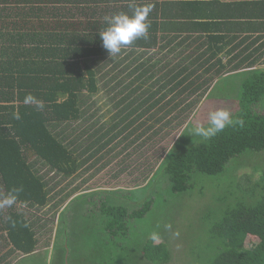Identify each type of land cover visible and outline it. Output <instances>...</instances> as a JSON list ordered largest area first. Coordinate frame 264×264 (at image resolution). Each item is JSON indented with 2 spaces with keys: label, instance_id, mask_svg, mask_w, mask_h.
Returning <instances> with one entry per match:
<instances>
[{
  "label": "trees",
  "instance_id": "trees-1",
  "mask_svg": "<svg viewBox=\"0 0 264 264\" xmlns=\"http://www.w3.org/2000/svg\"><path fill=\"white\" fill-rule=\"evenodd\" d=\"M146 4L152 5L148 38L110 56L98 35L106 27L104 17L120 12L131 15L132 6ZM215 4L220 3L0 0V201L20 189L13 205L0 206V232L6 233L4 239L14 250L24 255L35 251L33 228L41 218H31L30 211L43 210L54 200L47 175L53 173L70 182L67 186L72 191L63 200L67 199L78 191L79 186L72 185L80 177L78 172L83 175L103 163L130 137L131 144H147L156 157L166 152L156 172L150 168L148 174L149 164L143 167L140 185L145 186L132 190L126 196L130 199L139 195L135 190L157 183L160 176L172 193H183L192 172L218 176L234 157L248 150L264 151V115L252 110L264 96V67L236 62L248 50H237L245 38L226 50L236 40L230 36L234 28L255 25L251 19L257 16L254 7L259 2L220 4L223 8L217 11ZM239 13L247 17L248 25L237 22ZM223 54L233 57L223 63ZM234 75L242 77V87L237 110L230 115L233 123L202 145H196L203 138L199 135L188 144V138L195 136L190 130L196 128V115L220 81ZM101 90L114 113L96 128L79 131L74 124L87 115L84 103ZM29 94L44 107L26 103ZM17 112L20 119L14 118ZM260 178L264 184V170ZM230 186L231 181L227 189ZM99 191L112 192L102 188L91 192L98 195ZM262 191L250 203L220 208V216L207 221L204 236H196L200 239L195 252L186 253L185 264H264V185ZM104 199L98 210L112 236L124 234L125 220L142 218L151 206L148 198L140 209L129 213L126 206L116 205V197ZM140 248L143 260L136 253L129 264H168L172 260L168 246L154 244L152 238Z\"/></svg>",
  "mask_w": 264,
  "mask_h": 264
},
{
  "label": "rangeland",
  "instance_id": "rangeland-1",
  "mask_svg": "<svg viewBox=\"0 0 264 264\" xmlns=\"http://www.w3.org/2000/svg\"><path fill=\"white\" fill-rule=\"evenodd\" d=\"M241 80L242 77L234 75L220 81L211 93L210 100L196 115L193 126L208 127L209 114L216 110H225L230 115L235 113L236 101L242 87ZM215 100L217 101L214 102ZM82 108L87 111V115L74 124L79 131L90 127L96 128L98 123L109 121L114 113L113 110L110 112L112 104L103 90L93 98L87 99ZM252 110L256 114L264 115V96L252 106ZM91 116L93 118L89 120ZM186 126L187 123L179 130L175 139ZM196 136L195 134L194 139L189 137L187 143L191 144ZM131 140L132 137L116 147L110 158H107L108 161L111 160L108 166L103 167L107 162L104 160L83 175L78 172L77 177H80L72 184L79 186L78 191L67 199L63 200L65 195L72 191L67 186L70 182H64L56 175H51L53 173L45 176L54 187V192L50 196L54 200L49 201L50 207H44L36 213L30 212L31 218L32 216H35V219L38 216L41 218L38 223L44 228L39 233L40 239L44 242L45 238L50 236L51 248L38 249L35 253L32 252L33 254L21 257L18 255L16 257H20V260L16 264H129L136 253L138 259L143 260L140 247L153 234L158 237L152 239L154 244L163 243L168 246L172 256L168 264H185L189 258L187 256L195 252V245L200 239L196 236L206 232L207 221L220 216L218 213L220 208L224 209L227 204L250 203L262 191L264 184L260 177L264 170V151L248 150L231 159V166L227 165L221 175L207 176L192 172L188 190L183 193H172L167 184L163 183L166 179L160 176L161 180L157 179V183L152 182L146 189L135 190L139 195L134 194V199H130L126 196H129L132 190L145 186L140 185L143 167L146 168V164H149L148 174L151 170L156 172L166 155L165 152L163 156L156 157V153L149 152L147 144L138 146L140 140L136 145L131 144ZM205 140L204 137L201 138L196 145H202ZM119 141L120 138L115 144ZM183 143L184 141L181 144ZM127 144L130 146L124 151L123 147ZM120 152L122 154H119ZM143 152L148 156H143ZM30 158L34 160L33 155ZM41 170L45 174L48 172L47 169ZM83 170H87V166ZM230 181L231 186L227 189ZM98 188L112 192L105 194L99 191L98 195L91 192L96 189L98 191ZM59 190L62 191L61 195ZM114 190L120 191L113 192ZM107 195L116 197V205L126 206L129 213L140 209L145 199L149 198L150 210L142 218L126 219L124 234L108 235L106 219L98 210ZM55 202H58V205H55Z\"/></svg>",
  "mask_w": 264,
  "mask_h": 264
},
{
  "label": "clouds",
  "instance_id": "clouds-1",
  "mask_svg": "<svg viewBox=\"0 0 264 264\" xmlns=\"http://www.w3.org/2000/svg\"><path fill=\"white\" fill-rule=\"evenodd\" d=\"M152 5L132 6V13L120 12L104 17L106 27L98 35L102 41V46L110 56L119 54L122 48L132 45L138 39L148 38V29L150 24L147 22ZM25 102L35 103L40 109L44 107L42 101L37 100L31 94L26 97ZM195 112L193 113V116ZM15 119H20L19 113L14 114ZM233 120L229 112L225 110H216L209 114V126H199L195 128V134L205 139L215 136L222 132L226 126L231 125ZM242 123V121H240ZM20 189H13L6 197L0 201V206H11L16 201V196ZM152 239H157L153 234Z\"/></svg>",
  "mask_w": 264,
  "mask_h": 264
},
{
  "label": "crops",
  "instance_id": "crops-1",
  "mask_svg": "<svg viewBox=\"0 0 264 264\" xmlns=\"http://www.w3.org/2000/svg\"><path fill=\"white\" fill-rule=\"evenodd\" d=\"M166 1H184V0H166ZM189 1H201V2H219L220 4H226V3H231V2H241V1H252V2H259L256 7H254L255 11L254 13L257 15L256 18H252L251 20L255 25L252 26L251 28L247 26H239L233 29V31L230 32V36L235 37V42H233L231 45L227 47L226 50L231 49L232 46L238 45L240 41H242L245 38V41L241 44L240 48L237 49L238 51L244 50L248 48V50L245 53H242L238 58H237V63H254L257 66L262 65L264 67V5L260 4L264 0H189ZM220 4H215L213 6V9L217 11L221 10L223 7L220 6ZM239 20L237 22L241 24H247L248 25V19L247 17L243 15L242 13H239ZM230 37V38H231ZM238 52L236 51L234 54H237ZM223 57V63H227L229 59H231V56L227 55H222ZM259 68V67H257ZM254 68V69H257ZM243 71V70H242ZM239 71V72H242ZM247 71V70H244ZM51 205H47L45 208L50 207ZM39 228H44L41 223H35L33 230L35 231V238L37 241V244L35 245V253L38 249H50L51 244H50V236L48 238H45L44 242L40 239V230ZM37 232V233H36ZM4 236H6L5 232H0V264H16L21 256H24L21 252L14 250L12 245L10 243H7L4 239ZM31 253V254H33ZM20 255V257H16ZM30 255V254H29ZM12 258H14L12 260Z\"/></svg>",
  "mask_w": 264,
  "mask_h": 264
}]
</instances>
